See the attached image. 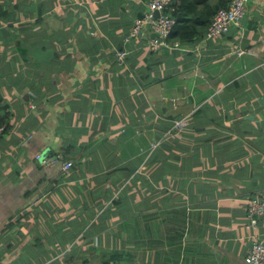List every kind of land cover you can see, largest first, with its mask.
Instances as JSON below:
<instances>
[{"label": "crops", "instance_id": "1", "mask_svg": "<svg viewBox=\"0 0 264 264\" xmlns=\"http://www.w3.org/2000/svg\"><path fill=\"white\" fill-rule=\"evenodd\" d=\"M148 1L0 0V264H247L264 0L156 52L129 38Z\"/></svg>", "mask_w": 264, "mask_h": 264}, {"label": "built area", "instance_id": "2", "mask_svg": "<svg viewBox=\"0 0 264 264\" xmlns=\"http://www.w3.org/2000/svg\"><path fill=\"white\" fill-rule=\"evenodd\" d=\"M174 0H149L146 4L147 9L142 15L134 18L129 38H139L148 28L156 34L148 42L149 49L153 52L162 47H171L169 37L173 32L176 19L172 16V4ZM250 0H230L227 7L220 8L212 18L206 31L208 39L219 38L227 34L233 27L240 26L247 14V7ZM159 12L158 16L156 12ZM173 46V45H172ZM243 52V51H240ZM128 51L118 50L117 56L121 62L124 61ZM188 126L187 118L175 120L170 134L180 132ZM7 131V124L0 125V137ZM40 157V156H38ZM72 162L65 163V168L69 169ZM247 206V227L252 230L251 247L245 257L247 264H264V232L259 231L260 219L264 217V199L249 198Z\"/></svg>", "mask_w": 264, "mask_h": 264}, {"label": "trees", "instance_id": "3", "mask_svg": "<svg viewBox=\"0 0 264 264\" xmlns=\"http://www.w3.org/2000/svg\"><path fill=\"white\" fill-rule=\"evenodd\" d=\"M229 3L230 0H174L171 14L176 19V25L169 37L170 43L182 44L201 37L215 13ZM8 118V113H0V125L6 123L9 128Z\"/></svg>", "mask_w": 264, "mask_h": 264}, {"label": "water", "instance_id": "4", "mask_svg": "<svg viewBox=\"0 0 264 264\" xmlns=\"http://www.w3.org/2000/svg\"><path fill=\"white\" fill-rule=\"evenodd\" d=\"M156 14H157L158 16L160 15V13H159L158 11L156 12Z\"/></svg>", "mask_w": 264, "mask_h": 264}, {"label": "clouds", "instance_id": "5", "mask_svg": "<svg viewBox=\"0 0 264 264\" xmlns=\"http://www.w3.org/2000/svg\"><path fill=\"white\" fill-rule=\"evenodd\" d=\"M7 130H8V128H7ZM1 138V137H0Z\"/></svg>", "mask_w": 264, "mask_h": 264}]
</instances>
